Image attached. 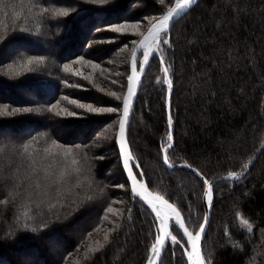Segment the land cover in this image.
<instances>
[{"label": "trees", "instance_id": "trees-1", "mask_svg": "<svg viewBox=\"0 0 264 264\" xmlns=\"http://www.w3.org/2000/svg\"><path fill=\"white\" fill-rule=\"evenodd\" d=\"M174 1L0 0V264L27 248L39 260L29 264L148 263L159 220L132 193L116 136L134 46ZM162 46L139 91L133 168L197 228L206 183L195 169L218 178L206 259L264 264V148L223 178L264 141V0H201ZM172 234L159 264H188L175 222Z\"/></svg>", "mask_w": 264, "mask_h": 264}, {"label": "water", "instance_id": "water-1", "mask_svg": "<svg viewBox=\"0 0 264 264\" xmlns=\"http://www.w3.org/2000/svg\"><path fill=\"white\" fill-rule=\"evenodd\" d=\"M200 1L201 0H189V2L185 4V0H175L172 6L165 13H163L160 17H158L149 25L147 30L143 33V35L135 44L130 58V73L127 80V87L122 104V113L119 120L118 131L116 136L121 166L130 184L132 193L141 200H143L145 203H147L150 206V208L154 211V213L157 215V217H158L157 205L168 207L175 216V218L169 224L168 232L165 233L164 235L161 234V231L159 232L157 241L160 240V243L156 242L155 245L153 246L152 251L153 249H156V251L155 254H153L152 252L147 264H159L163 251L167 244V241L171 236L172 222H175L179 226L184 236L186 242L184 249L188 264H194V262H196V264H199L200 261H202L203 264H210L205 256L204 243L210 225V220L213 210V186L215 182L218 180V178L207 181L204 175L200 171L195 169V171L200 175V177L206 183L205 194L203 198L205 215L200 227L197 228L195 219L181 204L167 197L161 192L152 190L148 186L145 177L139 178L137 176L133 168L134 158L131 153V140H132L133 126H134L135 108L137 105L139 91L143 82V78L146 73L147 65L150 60V54L147 55V60H145V52H146L145 49L150 43L151 39L156 34L162 33L164 31H170L173 25L176 24L181 19H183L185 16H187ZM178 5H182V7H178ZM170 11L172 12V16L169 17L167 23L164 24L163 23L164 18L168 16V13ZM141 54L143 55V59H144V64L142 68H140L139 65ZM129 77H131V80L129 79ZM129 88H131V95L129 94ZM125 100L128 101L127 113H125V109H124ZM170 105H171V100L169 99L168 101L169 115H170ZM122 121L124 122L123 132H121L120 129V125ZM170 137H171L170 144L173 146L174 144L173 128H171L170 130ZM263 148H264V141L262 142L258 151L254 154L248 165L245 167L243 172L234 175H226L223 178L235 179L243 176L249 170V168L254 164L259 153L262 151ZM168 149L166 148L163 149L164 160H165V156L168 155ZM166 164L169 168L174 167V165L168 162V157ZM201 227H203L204 231H201ZM185 229L187 231H185ZM189 233L192 234L191 240H189V236H188ZM197 236H199V239L196 238ZM193 242L196 245L195 248L192 247Z\"/></svg>", "mask_w": 264, "mask_h": 264}, {"label": "rangeland", "instance_id": "rangeland-1", "mask_svg": "<svg viewBox=\"0 0 264 264\" xmlns=\"http://www.w3.org/2000/svg\"><path fill=\"white\" fill-rule=\"evenodd\" d=\"M138 24L141 25V26H144V24L142 22H138ZM56 25H57V27H61V25H59L57 23H56ZM164 32L160 35L159 40L154 43V46L152 47V49H151V51L149 53L150 55L153 52L163 53L162 43H163V34H164ZM47 46H48L47 44H44V43L42 44V48H46ZM25 47H26V45H24V44H22L20 46H9L6 49L5 54L6 55H10V54L14 53L15 51H19L20 48H25ZM142 57H143V55H142ZM143 64H144V62H143ZM19 92H21V89L19 90ZM20 94L25 96V97L30 96V94L28 92H24L23 90H22V92ZM0 135H4V136L6 135L7 136V135H9V131L7 129L1 130L0 131ZM82 224H84V222H82V221L78 222L77 225L74 226V229L77 228L79 225H82ZM25 230H26V232H30L31 235H33L35 233V231L33 230V227L31 225L30 226H26ZM73 232H74V230L69 232L68 234L72 235ZM173 237H175V236L171 232V236H170L169 240H171L172 242L176 241V239H177L176 237H175V239H173ZM44 240H45L46 245H47L46 246L47 247L46 248L47 249V253L49 255H54L55 256V260L58 259V257L55 255L56 254L55 248L57 246L62 245L64 243V241H62L60 238H58L55 235L50 236V237H48V238H46ZM36 254H38L36 251H34L33 249H30V248H27V249H24L23 251H21L20 253L14 255L13 256L14 258H12V259H16V261L18 263H20V264H29L33 260H36V261L38 260ZM38 262H39V260H38ZM0 263H1V260H0Z\"/></svg>", "mask_w": 264, "mask_h": 264}, {"label": "bare ground", "instance_id": "bare-ground-1", "mask_svg": "<svg viewBox=\"0 0 264 264\" xmlns=\"http://www.w3.org/2000/svg\"><path fill=\"white\" fill-rule=\"evenodd\" d=\"M161 34L162 33L156 34L151 39L150 43L145 49L146 51L145 54L148 55L150 53L152 47L154 46V43L159 40ZM157 208H158L159 228H160L161 234L164 235L165 233L168 232L169 224L175 218V216L173 215L171 210L166 206L157 205Z\"/></svg>", "mask_w": 264, "mask_h": 264}, {"label": "snow or ice", "instance_id": "snow-or-ice-1", "mask_svg": "<svg viewBox=\"0 0 264 264\" xmlns=\"http://www.w3.org/2000/svg\"><path fill=\"white\" fill-rule=\"evenodd\" d=\"M188 2H189V0H185V4H187ZM178 7H182V5H178ZM171 16H172V12L170 11L168 13V16H166L164 18L163 23L166 24L168 19H169V17H171ZM165 43H167V41H165ZM145 60H147V54H145ZM129 79L131 80V77H129ZM113 83H115V81H113ZM129 94L131 95V88H129ZM73 103H75V102L73 101ZM78 107H84V106L83 105H78ZM124 109H125V113H127V110H128V101L127 100H125V102H124ZM108 110L109 111H116V109H108ZM14 111H21V110L20 109H14ZM23 111L27 112L28 109H23ZM68 114L69 115H75L74 112H69ZM120 129H121V132H123V130H124V122L123 121L121 122ZM169 139H171V137H169ZM168 147L171 148L172 145L169 144ZM165 162H167V156H165ZM185 231H187V230L185 229ZM201 231H204L203 227H201ZM188 236H189V240H191L192 239V234L189 233ZM196 238L199 239V236H197ZM173 239H175V237H173ZM157 242L159 243L160 241L158 240ZM192 247L193 248L196 247L194 242L192 243ZM153 251H155V249H153ZM194 264H196V262H194ZM199 264H203V262L200 261Z\"/></svg>", "mask_w": 264, "mask_h": 264}]
</instances>
